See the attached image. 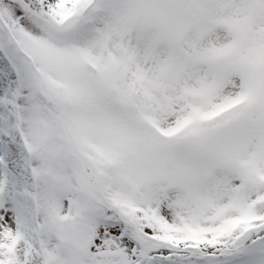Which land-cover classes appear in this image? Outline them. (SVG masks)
I'll return each mask as SVG.
<instances>
[{
	"label": "snow or ice",
	"instance_id": "obj_1",
	"mask_svg": "<svg viewBox=\"0 0 264 264\" xmlns=\"http://www.w3.org/2000/svg\"><path fill=\"white\" fill-rule=\"evenodd\" d=\"M0 264H264V0H0Z\"/></svg>",
	"mask_w": 264,
	"mask_h": 264
}]
</instances>
